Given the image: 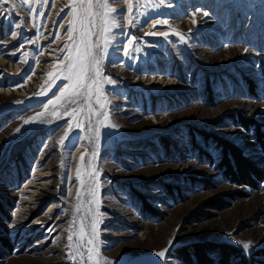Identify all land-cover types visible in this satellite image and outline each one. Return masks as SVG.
Segmentation results:
<instances>
[{"label":"rangeland","instance_id":"rangeland-1","mask_svg":"<svg viewBox=\"0 0 264 264\" xmlns=\"http://www.w3.org/2000/svg\"><path fill=\"white\" fill-rule=\"evenodd\" d=\"M82 8L114 83L56 101L67 81L52 80L81 46ZM0 11V234L13 244L0 264H187L174 250L227 244L248 258L264 248V177L228 182L221 149L198 133L232 141L264 172L254 130L228 117L255 120L264 135V0H7Z\"/></svg>","mask_w":264,"mask_h":264},{"label":"snow or ice","instance_id":"snow-or-ice-1","mask_svg":"<svg viewBox=\"0 0 264 264\" xmlns=\"http://www.w3.org/2000/svg\"><path fill=\"white\" fill-rule=\"evenodd\" d=\"M7 3V0H0V4H5ZM89 3H91V0H89ZM159 3L161 5H163L165 3V0H159ZM105 5H107V0H105ZM76 9H73V12H76ZM89 9L88 8H82L80 10V16L82 18V24H81V38H80V45L82 46H76L75 48V53H73L72 51H69L68 55L65 57V59L68 61L67 65H65L64 70L62 71V73L60 75H57L55 77V79L52 80V83H56L57 80H64L67 81L66 84H64L63 88L61 89V93L59 96H56V101H61L62 99L67 100L68 103H73V97L76 96H80L82 94H84L85 91H91L92 86H96V91L97 93H99L100 89H99V85L102 81H106L107 84H113L114 81L109 78L108 76H105L101 73V71L99 70V60L97 58H95L92 54V44L90 42V25L92 23V21L95 19L94 15H89ZM116 9L115 8H111L109 10V12H115ZM129 13L132 12V8L129 7L128 9ZM0 15H3V12L0 11ZM205 16L208 15V13H204ZM105 16H107V14H105ZM88 21V24L83 23V21ZM197 21L193 20V24H196ZM158 24H167V21H162V20H157L155 22V24H153V28L156 27V25ZM118 25L113 24L112 27H117ZM68 31L71 33L74 31V29L72 27L68 28ZM107 31H111V29H107ZM145 35L147 36H160V37H164L165 39H167L170 35L169 32H157V31H150L148 33H146ZM171 35H177L180 37L181 40H184V37L181 33H177L173 30V32L171 33ZM70 39H75L74 37H70ZM135 39V37H130L127 41V43L124 45V55L128 56L130 55V51H129V45H131L133 43V40ZM112 40H107L106 43L111 45L112 44ZM65 47L67 48L68 45L66 44ZM137 51H139V49H136ZM245 52L248 51V49L244 50ZM103 54L107 55V48L103 49ZM94 73V75H93ZM49 77L53 76L52 72H49L47 74ZM87 81H91V84L88 83ZM52 85L49 84V87H51ZM45 91H47V89H45ZM42 93H38L37 95H41ZM102 98V97H101ZM16 103H20V101H17ZM55 101L53 100H49L47 104L44 105L45 108L48 107V105L54 104ZM101 107H103V105H101ZM75 112V110H73V113ZM69 113H65V115H68ZM38 116L43 115V113H38ZM53 116H56L57 113L53 112L52 113ZM100 115L104 116L105 120L108 117L107 113H100ZM37 119L36 116L31 117L29 120H25L24 124H28L30 122H35ZM100 123H103V121H101ZM111 126H115V125H111ZM81 124L77 123L75 125V128H80ZM68 131L65 132L64 136H62L60 138L59 143L61 145H63L65 143V140L68 138L69 136V132H71L73 130V124L71 123V121H69L68 124ZM17 131H20V129H17ZM99 134H100V129L97 128L96 129V136H97V140L99 139ZM95 155V153H93ZM81 160L84 159V156L81 155L80 157ZM80 172L79 169H77V177H79ZM96 175L98 176L99 173H96ZM96 187H99V184L97 183ZM80 195V191L77 190V197H79ZM91 195L93 197H95L96 193H95V189L91 190ZM97 215H99V211L97 210ZM102 223V221H97L94 222L92 224V232L93 234H96L98 232V227L99 224ZM68 240L71 241L72 240V235L69 234L68 236ZM89 243H92V241H89ZM169 244V248L172 246L173 241L170 240L168 242ZM243 247L245 250H247L249 248V243H244ZM169 248H165L162 251H158L155 253L156 256L161 257V258H165L166 253L169 251Z\"/></svg>","mask_w":264,"mask_h":264},{"label":"trees","instance_id":"trees-1","mask_svg":"<svg viewBox=\"0 0 264 264\" xmlns=\"http://www.w3.org/2000/svg\"><path fill=\"white\" fill-rule=\"evenodd\" d=\"M249 90L251 91V86L249 85ZM230 120L237 122V125L243 127L246 130L253 129L257 142L261 146V150L264 154V135L260 133V124L255 120L249 118H242L238 114H229ZM263 126V125H262ZM201 137L206 141L207 139L211 141L215 146L221 149V160L218 166L222 176L230 183L238 185H246L255 187L260 179L264 177V172L261 168L253 162L251 159L246 157L240 148L235 146L232 141L225 140L214 134H205L203 132H198ZM1 210V208H0ZM193 247L185 249L184 247L177 248L174 250L175 256L179 259H183L186 256L187 264H212L207 253L211 252V247L213 244L200 243L191 244ZM219 245V244H218ZM219 253H221V259L217 264H230V259L233 258L239 262V264H256L257 259H264V248L254 251L248 258L239 248L236 246H231L227 244H222L216 246L215 248ZM13 250V244L11 240L4 235L0 234V260L4 256H9ZM212 251V252H214ZM190 257H194V262H190ZM185 261V259H184ZM186 263V262H185Z\"/></svg>","mask_w":264,"mask_h":264},{"label":"bare ground","instance_id":"bare-ground-1","mask_svg":"<svg viewBox=\"0 0 264 264\" xmlns=\"http://www.w3.org/2000/svg\"><path fill=\"white\" fill-rule=\"evenodd\" d=\"M127 5V4H126ZM153 24V23H152ZM151 24L148 26V28H151ZM33 79L35 80V78L33 77ZM33 82V81H32ZM29 84H30V80H29V82H28ZM25 91H27V89H25ZM5 94H9V92H4ZM25 92H23V91H21V94H20V96H24L25 94H24ZM16 95H17V93H15ZM70 195H71V193H70ZM70 197V196H69ZM68 197V198H69Z\"/></svg>","mask_w":264,"mask_h":264}]
</instances>
